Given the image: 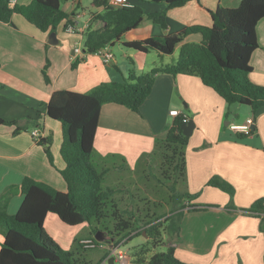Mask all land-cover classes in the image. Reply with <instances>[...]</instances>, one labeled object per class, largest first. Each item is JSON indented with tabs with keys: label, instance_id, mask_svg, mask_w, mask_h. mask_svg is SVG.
<instances>
[{
	"label": "crops",
	"instance_id": "1",
	"mask_svg": "<svg viewBox=\"0 0 264 264\" xmlns=\"http://www.w3.org/2000/svg\"><path fill=\"white\" fill-rule=\"evenodd\" d=\"M32 1L12 0L11 6L27 5ZM82 2L63 1V9L75 13L76 25H69L74 32L68 31L64 22L58 26V44L49 43L50 32L41 31L20 14H14L11 23L0 20V196L11 185L21 186L26 176L61 191L67 190L59 171L65 167L60 152L62 124L47 114L55 91L86 93L103 82L123 81L131 70L141 75L171 64L166 61L169 54L156 51L161 61L151 65L148 53L125 47L122 41L108 46L112 54L109 62L99 53H85L84 33L90 25L94 28L102 25L93 17L103 8L87 9ZM130 2L140 5L146 13L167 9L166 3ZM239 4L240 0H192L167 9V29L145 18L126 38L173 33L195 24L210 26L211 10L219 5L237 7ZM257 33L259 47L251 57L250 77L256 84L264 85V17L258 22ZM200 41V34H191L185 39V42ZM76 48L81 50L76 51ZM45 66L49 82L43 74ZM173 109L195 123L186 147V179L181 186L195 195L191 204L209 207L195 211L186 209L178 240L168 242L167 246L173 245L177 257L192 264H264V223L261 216L243 211L264 197V109L256 115V131L240 139L237 132L225 124L245 123L254 117L252 108L235 106L233 110L238 112H233L230 104L198 76L158 73L153 90L139 112L117 103L102 106L94 143L99 156L96 159L109 170L105 183L107 175L115 171L111 183L120 185L106 186L128 189L129 182L124 179L129 176L130 179L134 177V184L144 182L145 178L159 184L151 164L158 158L154 154L156 141L166 136L169 124L176 117L170 114ZM1 120L16 123H1ZM36 128L52 139L54 164L45 146L35 141L31 131ZM213 177L230 183L233 194L209 185ZM123 182L128 188L122 186ZM23 199L21 191L13 195L8 212L15 214ZM56 217L61 221L55 213H49L44 227L49 220L56 222ZM75 227L79 242H99L95 247H85V256L94 264H102L115 239L103 232V239L97 240L88 224ZM80 229L84 235L79 238ZM3 241L0 233V250ZM92 249L95 251L88 256Z\"/></svg>",
	"mask_w": 264,
	"mask_h": 264
},
{
	"label": "trees",
	"instance_id": "2",
	"mask_svg": "<svg viewBox=\"0 0 264 264\" xmlns=\"http://www.w3.org/2000/svg\"><path fill=\"white\" fill-rule=\"evenodd\" d=\"M63 1L33 0L27 5L11 6L12 0H0V20L11 23L13 15L20 14L41 31L50 33L56 32L62 22L65 28L75 26V13L65 11ZM143 1L166 3L167 9H170L192 0ZM92 4L103 8L93 17L94 21H100L102 25L98 28L90 25L87 28L84 33L85 53H98L104 47L122 41L125 47L143 53L155 50L169 55L181 44L179 55L171 64L155 67L141 75L131 70L123 81L103 82L86 93L62 89L52 94L47 114L62 124L60 152L65 167L59 171L67 184V190L61 191L30 176L23 179L21 186L6 188L0 196V233L4 236L0 264H94L87 260L86 248L78 239L70 250H64L48 235L44 222L49 213H55L70 226L88 224L93 234L102 231L114 238L115 243L134 231H137L134 234L136 236L145 232L151 249L147 244L135 248L134 264H192L180 260L173 245L167 246L166 243L165 250H155L165 244L164 235L167 232L171 242L178 240L186 209L195 211L209 207L191 204L195 195L181 186L186 179V147L190 139L184 134L182 126L190 121L189 117L183 114L175 117L166 130V136L155 143L154 154L160 159L156 177L179 205L167 216L165 213L150 214V208L146 207L147 212L142 218L141 209L130 215L125 214L117 198L120 190L105 185L109 170L96 159L98 155L94 146L101 108L106 103H117L139 112L153 90L157 74L165 72L198 76L228 104L250 106L255 120L257 113L264 109V85L251 80V57L259 47L257 25L264 17V0H240L237 7L219 5L210 11V26L195 24L173 33L139 39H128L126 36L140 26L145 18L161 25L163 29L168 28L167 9L146 13L138 4L114 7L109 0H93ZM191 34H200L201 41L185 42ZM47 66L43 74L46 82H49ZM1 123L15 124L16 121L1 120ZM255 131L254 125L253 133ZM237 135L240 139L247 136L242 133ZM39 143L45 146V152L54 164L52 139L44 137ZM208 184L229 194L234 192L233 186L220 177H213ZM19 191L24 195L23 202L15 214H10L8 204ZM243 211L261 216L264 223V197ZM163 218V224H157Z\"/></svg>",
	"mask_w": 264,
	"mask_h": 264
},
{
	"label": "rangeland",
	"instance_id": "3",
	"mask_svg": "<svg viewBox=\"0 0 264 264\" xmlns=\"http://www.w3.org/2000/svg\"><path fill=\"white\" fill-rule=\"evenodd\" d=\"M93 0H83L82 5L86 7L87 9H93L94 6L92 5ZM110 1V0H109ZM140 3V2H139ZM148 55V61L151 63V65H154V63L158 64L160 63V59L157 55V52L155 50L150 51ZM179 55V48L177 47L174 55H167V63H173L176 61L177 57ZM174 56V58H173ZM146 73V72H145ZM231 109L233 112H238L237 110H233L235 106H240L242 108L250 107L248 105H242L239 103L231 104ZM240 114V111H239ZM229 116V115H228ZM235 118V117H234ZM254 118V117H252ZM236 121V119H233ZM229 121V120H227ZM226 123V120H224V124ZM231 124H235V122H232ZM230 124V125H231ZM230 125L225 127H229ZM255 125V124H254ZM61 135V134H60ZM59 136V135H58ZM63 139L61 138V144ZM53 143V142H52ZM53 155V153H52ZM54 156V155H53ZM159 162L160 159L157 158L156 161L152 162L151 164V171L154 173L155 176H158L159 172ZM115 175V171L113 173H109L106 177V183L105 185H111V186H120L119 184H112L111 180H113ZM134 178V177H132ZM130 179V176L128 178H125L124 180L129 182V188L126 183H122V186L127 187L128 189L121 188V190L118 192L117 198L119 199V204L122 210H124V213L127 215H130L131 212L136 211L137 209H141V216L144 218L146 214L145 208H150V214H160L165 213L169 215L171 210L176 208L179 204L176 198L170 197V194L168 192V189L165 185L157 184L155 182L150 181V178H145L144 182L140 181V183H135L134 180ZM169 184V182H168ZM145 202H148L145 205ZM158 204V205H155ZM144 208V209H143ZM143 212V213H142ZM57 218V217H56ZM56 222H52L49 220L47 223V226L44 227L45 231L48 233V235L56 241L64 250H70L74 244V241L76 240L78 229L75 226H70L62 221H60L58 218L55 219ZM164 218L161 219V221L157 222V224H163ZM166 226V225H165ZM79 230V238L84 235V232H80ZM165 244L161 248H155V250H165L166 249V243L172 241L171 236L167 233L164 235ZM95 243L97 242L94 240ZM141 243V244H139ZM139 244V245H138ZM147 244L146 237L144 235H132L126 242L122 244V248L125 250H128L130 255L132 256V260L134 259V253L135 248H139L140 246ZM147 247L151 249V247L147 244ZM89 248V247H86ZM95 249L90 250L87 255L91 252H94ZM151 252H154L151 250Z\"/></svg>",
	"mask_w": 264,
	"mask_h": 264
},
{
	"label": "built area",
	"instance_id": "4",
	"mask_svg": "<svg viewBox=\"0 0 264 264\" xmlns=\"http://www.w3.org/2000/svg\"><path fill=\"white\" fill-rule=\"evenodd\" d=\"M110 5L114 7H123L130 5V0H110ZM68 31L74 32V28L72 26H68ZM108 46L104 47L100 51H98L99 54L102 55L105 62H109V60L112 59V54L109 50H107ZM81 48H76V51H80ZM170 114L173 116H178L181 113L177 109L170 110ZM185 116V115H184ZM187 117V116H185ZM255 124L254 118H249L245 123L243 124H231L230 127L232 130L236 131L237 133H242L245 135H251L253 134V127ZM34 139L36 142H40L42 138L45 136L42 134L41 129L36 128L31 131ZM137 231L132 232L128 237L121 240L119 243H115L111 246L109 255L107 258L102 262V264H111L110 259L113 258L115 264H134L132 257L128 250L123 249L121 246L124 242H126L132 235L136 234ZM82 244L84 247H95L97 246V243H95L94 240H84L82 241Z\"/></svg>",
	"mask_w": 264,
	"mask_h": 264
},
{
	"label": "water",
	"instance_id": "5",
	"mask_svg": "<svg viewBox=\"0 0 264 264\" xmlns=\"http://www.w3.org/2000/svg\"><path fill=\"white\" fill-rule=\"evenodd\" d=\"M49 43L58 44L57 33L55 31L50 33ZM182 127H183L184 134L187 136H191V134L193 133V130L195 128V123L193 122V120H191L188 123L183 124ZM144 235H145V232H144ZM96 239L99 241L103 239V232L102 231H98L96 233ZM110 263L115 264L113 258L110 259Z\"/></svg>",
	"mask_w": 264,
	"mask_h": 264
}]
</instances>
